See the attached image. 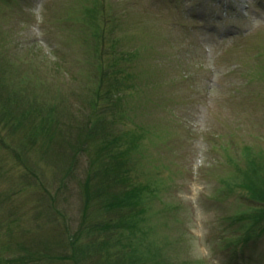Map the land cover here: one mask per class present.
I'll list each match as a JSON object with an SVG mask.
<instances>
[{
	"label": "rangeland",
	"instance_id": "1",
	"mask_svg": "<svg viewBox=\"0 0 264 264\" xmlns=\"http://www.w3.org/2000/svg\"><path fill=\"white\" fill-rule=\"evenodd\" d=\"M263 152L264 0H0V264H264Z\"/></svg>",
	"mask_w": 264,
	"mask_h": 264
},
{
	"label": "trees",
	"instance_id": "2",
	"mask_svg": "<svg viewBox=\"0 0 264 264\" xmlns=\"http://www.w3.org/2000/svg\"><path fill=\"white\" fill-rule=\"evenodd\" d=\"M105 23L106 24L107 23L113 24L114 27L118 28L119 25H120V19H119L118 16L114 15V16L106 18ZM122 56H123V61L121 63H122L123 66L122 65H118L119 62H115V64H112V67L114 69L113 75H116L117 77H125L124 75H129L131 73L130 72L131 71V66L126 64L124 61L129 59L128 57H130V59L133 58L134 55L131 56V53H129V54L128 53H123ZM125 64L127 66H129V67H127ZM124 66H126V67H124ZM104 76L105 75H102V77H104ZM115 95H116V97H114V96L110 97V101L104 102V100L102 99V91H101V94L99 96H97V98H96L97 104L101 103V105H99V106H101V109L99 110V112L101 113V118H99V120H102L103 124H104L106 115L109 114V113L114 114L115 111H118V105L122 104V99L120 98V96H123V95L121 93H115ZM102 132H103L104 135L106 134L109 138L112 139L111 142H110V145H111L112 149H114L113 147L116 148L119 143H121L122 141L125 140V136L123 134V131L120 133V134H123V135L116 136V135H113L110 131H107V128L105 126V130H102ZM125 134H127V138L129 137L128 135L131 136V142L133 143V145L136 146L140 142L137 138H133L132 139V134H130L128 130H127V132H125ZM136 140H138V141H136ZM126 142H130V141H126ZM106 153H108V152H106ZM251 154L252 153H250V152L245 154L244 163H245V159L252 160V158L250 156H248V155H251ZM263 154H264V152H263ZM115 158H113L110 155H108L107 160H108L109 163L112 162V165H113V163L115 162L114 161ZM116 161L119 162L118 158H116ZM250 164H251V162H250ZM250 164L249 165L247 164V166H245L246 168H245V170L243 172L241 170L243 178L245 179V181H244V185H245L244 190L249 192V197H250V199L252 201H254V202L257 201V203L260 202L259 204L263 206L262 210H264V171L263 170H256L254 167L250 166ZM113 168L114 169H111L112 171H114L116 169L114 167V165H113ZM126 195L120 196V202L122 201V202H124L126 204L129 201V197H130V199L132 198V196H126ZM133 196L135 197L136 194L133 193ZM138 196H139V192H138ZM130 203L131 202H129L127 205H125V208L129 207ZM114 205L116 207L122 206V205H120L118 203H116ZM131 212H132V210H130L128 212V214H131ZM260 215L261 214H258V213L254 214V216H253L254 222L251 223L252 225L249 227L250 230L251 229H255L257 227H260L263 224V222L261 221V216Z\"/></svg>",
	"mask_w": 264,
	"mask_h": 264
}]
</instances>
